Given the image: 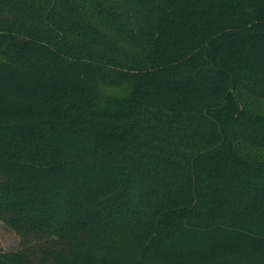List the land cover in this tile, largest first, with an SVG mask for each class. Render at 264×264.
<instances>
[{
    "label": "trees",
    "instance_id": "16d2710c",
    "mask_svg": "<svg viewBox=\"0 0 264 264\" xmlns=\"http://www.w3.org/2000/svg\"><path fill=\"white\" fill-rule=\"evenodd\" d=\"M0 221V264H264V0H0Z\"/></svg>",
    "mask_w": 264,
    "mask_h": 264
},
{
    "label": "rangeland",
    "instance_id": "374dc122",
    "mask_svg": "<svg viewBox=\"0 0 264 264\" xmlns=\"http://www.w3.org/2000/svg\"><path fill=\"white\" fill-rule=\"evenodd\" d=\"M104 92L109 96H121L126 93L127 88L114 87V86H102ZM19 238L17 234L0 221V247L5 250L15 249L18 245Z\"/></svg>",
    "mask_w": 264,
    "mask_h": 264
}]
</instances>
